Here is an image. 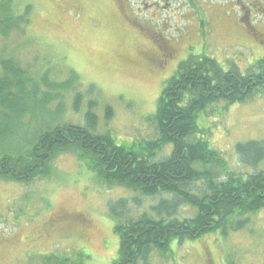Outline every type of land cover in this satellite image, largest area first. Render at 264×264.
<instances>
[{
    "label": "rangeland",
    "instance_id": "1",
    "mask_svg": "<svg viewBox=\"0 0 264 264\" xmlns=\"http://www.w3.org/2000/svg\"><path fill=\"white\" fill-rule=\"evenodd\" d=\"M122 1L14 0L18 12L31 10L26 23L0 37V73L19 81L8 93V101L17 100L5 109L12 105L22 112L0 107V155L24 154L38 132L59 124L85 127L91 108L97 116L95 131L117 144L151 140L150 117L164 84L190 56L205 55L224 70L237 68L242 74L264 58V44L237 18V8L225 12L215 5L198 6L200 2L170 0L167 6L166 0H147L159 5L147 12L157 19L143 30L123 21ZM142 36L156 45L168 39L177 53L166 68H151L139 57L143 49L154 50ZM8 60L19 72L17 79L11 69H3ZM74 76L73 84L64 86ZM107 107L112 108L110 117ZM198 125L208 129L211 146L235 163L237 144L264 140V98L217 111ZM54 166L50 179L28 185L0 181V264H45L65 256L75 262L81 253L89 257L84 264H111L119 240L109 204L132 193L102 185L75 152L59 155ZM233 167L241 169L237 163ZM157 200H145L139 210L130 205V216L149 212L148 203ZM60 218L66 220L63 225L56 223ZM172 251L173 260L165 263L157 255L154 264H261L264 210L238 232L175 241Z\"/></svg>",
    "mask_w": 264,
    "mask_h": 264
},
{
    "label": "trees",
    "instance_id": "2",
    "mask_svg": "<svg viewBox=\"0 0 264 264\" xmlns=\"http://www.w3.org/2000/svg\"><path fill=\"white\" fill-rule=\"evenodd\" d=\"M16 6L14 0H0V37L27 22L31 8L18 12ZM4 62L3 69H11L17 79L11 61ZM18 82L6 71L0 73V107L17 100L8 101V93ZM255 98H264V58L242 74L237 68L224 70L205 55L190 56L164 84L150 117L155 132L151 140L117 144L95 131L97 116L91 108L85 127L59 124L38 132L24 154L0 155V181L28 185L50 179L56 173L55 159L75 152L102 185L132 193L109 204L119 240L111 264H154L157 255L167 263L173 260V242L198 241L218 232L228 236L264 210V140L237 144L236 162L231 163L211 146L208 129L198 125L202 118ZM7 110L22 112L12 105ZM106 115H112L111 107ZM236 163L241 169L233 167ZM155 199L147 205L149 212L130 216V205L138 209ZM78 257L75 262L68 256L49 258L45 264H84L89 258L84 253Z\"/></svg>",
    "mask_w": 264,
    "mask_h": 264
},
{
    "label": "flooded vegetation",
    "instance_id": "3",
    "mask_svg": "<svg viewBox=\"0 0 264 264\" xmlns=\"http://www.w3.org/2000/svg\"><path fill=\"white\" fill-rule=\"evenodd\" d=\"M167 1V6L168 2ZM188 2L191 5H195L197 2H200L198 6L204 7V5H215L216 7H221L225 12L229 10H235L236 8L239 11L237 18L240 21H244L246 26L249 29V32L254 35L258 40L264 44V0H182ZM159 3H153V1L148 2L147 0H138L133 2L131 0H124L121 2L120 6L123 12L122 19L124 22L130 23L131 25L140 26L141 29L144 25H149L151 22H154L157 18L154 15H149L147 12L152 11L156 8ZM233 8V9H232ZM126 10L131 13L127 15ZM125 12V13H124ZM144 30V29H143ZM141 39H147L144 36L140 37ZM150 44H152L154 50L143 49L139 52V57L151 68H156L158 70H163L166 68L174 59L176 55V50L170 47L164 40H159V45H156L154 42V47L152 39H147ZM151 48V47H150ZM179 67V66H178ZM178 69V68H177ZM74 221L80 222L84 227H89L90 223L86 220L80 221L76 218ZM58 223H64L66 220L60 218L57 219ZM56 222V223H57ZM256 260V259H255ZM261 261V264H264L262 259H257ZM208 264V260H207ZM211 264V263H210ZM227 264V263H223ZM246 264H259L247 261Z\"/></svg>",
    "mask_w": 264,
    "mask_h": 264
}]
</instances>
